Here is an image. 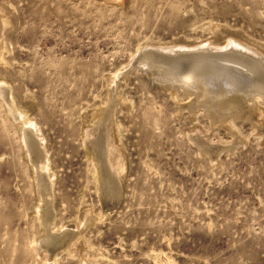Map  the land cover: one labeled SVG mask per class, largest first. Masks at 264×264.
I'll use <instances>...</instances> for the list:
<instances>
[{"label": "rangeland", "instance_id": "1", "mask_svg": "<svg viewBox=\"0 0 264 264\" xmlns=\"http://www.w3.org/2000/svg\"><path fill=\"white\" fill-rule=\"evenodd\" d=\"M122 1L0 0V82L25 114L21 135L0 96V264L51 263L26 134L48 167L57 263L264 264V123L226 128L133 63H163L147 43L264 46V0Z\"/></svg>", "mask_w": 264, "mask_h": 264}, {"label": "bare ground", "instance_id": "2", "mask_svg": "<svg viewBox=\"0 0 264 264\" xmlns=\"http://www.w3.org/2000/svg\"><path fill=\"white\" fill-rule=\"evenodd\" d=\"M105 1L116 2L120 5H122L123 2L122 0ZM198 45L199 46L185 42H174L166 46L150 45L147 43L144 44L142 48L149 50V53L147 54L152 55L154 61L158 60L163 63H145V60L141 59L142 57H136L137 60L132 61H134V64H137V67H140L139 69H144V71H146V73H148L154 80L160 75V77H158L161 81L163 80V82H166L165 86L169 84L168 80L174 82L176 85L170 84V87L168 88L173 98H176V90H180L188 96L193 97L195 102L199 103L201 107L203 106V103L205 108L207 107L206 112H208L212 120L216 118L221 119L220 117L227 118L224 121H221L226 128L233 126L231 121V118L233 117L250 119L251 121H254V123L258 120L257 118H260L261 122L264 123V107L259 103L260 99L264 98V46L247 40L241 35H226L223 38V42L220 40L215 42L207 40L200 42ZM143 54L145 53L143 52ZM170 54L176 55L172 57L169 56ZM185 54L192 55L185 57ZM180 57L182 58L181 60L179 59ZM172 60L175 62L174 64L171 63ZM212 60H217L219 62L213 63ZM164 64H167V66ZM130 65L131 63L112 76L108 80L109 84H116L118 76L124 74L125 70L129 68ZM159 66H163V68L160 70L158 68ZM182 70L184 71V78H182V74L179 73ZM157 71L160 72V74H157ZM165 73H167V75L171 73L174 76H164ZM257 79L260 80L257 81ZM10 90L11 87L8 83L3 81L0 82V96L5 102L8 114L17 122L22 135V133L25 134V131H23L25 114L16 107L11 94L8 95L7 92H10ZM104 114V111L97 110L94 113V116L101 120L104 118ZM100 120L99 122L101 123L102 121ZM23 141L25 155H27L38 187L36 193L37 205L35 207V214L42 228L38 249L42 250V252L44 251V253L48 255L51 262L49 264H59L56 262V254L58 253L57 248L60 246V242H55L56 237L52 231L54 206L51 205L50 201L52 198L50 195V186L45 183V180L44 182L41 181L42 177L39 180V172L47 171L48 167L47 164H41V166H38L34 164L35 161L30 160L27 134L26 137H23ZM106 147L107 146L105 145L104 155L101 157V153L103 154V152L99 154V152L95 151L91 146V150H93V159H95L97 164L94 167L97 168V171H100L101 175L103 174L102 172L104 169L103 156L106 157L109 153ZM47 182L49 183L48 180ZM53 200L54 198H52V201ZM74 235L76 234L74 233ZM65 251H68V249ZM88 263L78 262L70 264Z\"/></svg>", "mask_w": 264, "mask_h": 264}]
</instances>
